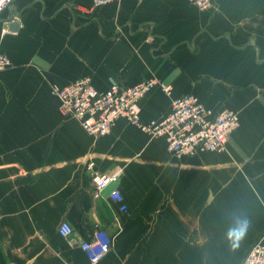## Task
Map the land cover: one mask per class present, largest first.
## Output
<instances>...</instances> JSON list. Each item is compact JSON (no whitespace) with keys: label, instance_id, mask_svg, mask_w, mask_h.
<instances>
[{"label":"crops","instance_id":"0c3cea01","mask_svg":"<svg viewBox=\"0 0 264 264\" xmlns=\"http://www.w3.org/2000/svg\"><path fill=\"white\" fill-rule=\"evenodd\" d=\"M0 50L12 61L0 71V264H92L80 243L98 229L112 244L96 264H242L264 237V0H12ZM86 76L99 89L171 84L140 102L145 122L194 93L240 125L224 151L183 160L125 118L96 137L51 92ZM91 160L121 172L98 197ZM236 217L250 223L230 240Z\"/></svg>","mask_w":264,"mask_h":264},{"label":"built area","instance_id":"2783aa9c","mask_svg":"<svg viewBox=\"0 0 264 264\" xmlns=\"http://www.w3.org/2000/svg\"><path fill=\"white\" fill-rule=\"evenodd\" d=\"M119 0H92L98 7ZM201 10L216 7V0H189ZM12 0H0V11ZM12 61L0 50V71L8 68ZM161 88L171 95L173 86L157 77H149L129 86L111 80L110 86L99 89L90 77H81L64 85H53L51 92L60 100L64 114L73 116L89 134L99 137L108 134L116 121L127 119L151 137H163L171 154L178 160L205 151H224L231 134L240 125L239 113L226 107H212L204 104L194 93L182 94L171 100V111L162 119L145 122L142 119L140 102L154 89ZM88 169L95 186V195L116 184L121 172L105 173L91 160ZM111 197L123 202L119 188L111 191ZM120 197V198H119ZM126 210L125 205H121ZM63 237L73 233L72 225L64 220L59 226ZM75 243V240H73ZM112 238L105 229L95 231L91 239L80 243L92 264L98 263L110 251ZM242 264H264V237L255 242Z\"/></svg>","mask_w":264,"mask_h":264},{"label":"clouds","instance_id":"9594fccd","mask_svg":"<svg viewBox=\"0 0 264 264\" xmlns=\"http://www.w3.org/2000/svg\"><path fill=\"white\" fill-rule=\"evenodd\" d=\"M247 218L236 217L234 227L227 234L228 239L239 238L249 225Z\"/></svg>","mask_w":264,"mask_h":264},{"label":"bare ground","instance_id":"6f19581e","mask_svg":"<svg viewBox=\"0 0 264 264\" xmlns=\"http://www.w3.org/2000/svg\"><path fill=\"white\" fill-rule=\"evenodd\" d=\"M3 52V51H2ZM206 152H209V151H206ZM89 258V257H88Z\"/></svg>","mask_w":264,"mask_h":264}]
</instances>
